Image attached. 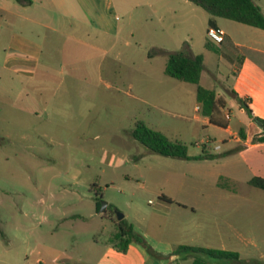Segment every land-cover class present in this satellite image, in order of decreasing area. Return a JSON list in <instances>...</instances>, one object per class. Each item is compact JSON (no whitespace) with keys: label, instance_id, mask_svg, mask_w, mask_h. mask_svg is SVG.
<instances>
[{"label":"rangeland","instance_id":"374dc122","mask_svg":"<svg viewBox=\"0 0 264 264\" xmlns=\"http://www.w3.org/2000/svg\"><path fill=\"white\" fill-rule=\"evenodd\" d=\"M16 1L0 0V264H97L108 246L118 251L110 243L116 211L156 253L199 246L264 264V191L248 184V171L153 154L132 138L143 122L185 144L191 157L203 147L226 152L221 140L229 135L198 112L196 86L164 73L163 51L202 55L201 85L214 81L231 96L224 86L234 65L205 48L211 17L184 0H37L8 8ZM254 2L264 14V0ZM22 16L57 31L22 27ZM20 34L40 37L37 71L5 65ZM219 48L234 59L239 51ZM229 110L237 130L246 110L235 102ZM97 200L115 209L101 214ZM129 258H141L135 244Z\"/></svg>","mask_w":264,"mask_h":264},{"label":"crops","instance_id":"0c3cea01","mask_svg":"<svg viewBox=\"0 0 264 264\" xmlns=\"http://www.w3.org/2000/svg\"><path fill=\"white\" fill-rule=\"evenodd\" d=\"M30 1L31 2L16 1L17 5L9 4L8 8L12 9L16 8V6L19 8L18 6H21L24 9V6L30 7L37 3V0ZM98 5H96V10L99 11ZM109 10H112V7H110ZM101 12L102 16L100 17L102 18V23L103 21L105 23L106 18L103 14L105 12L104 6L103 9H101ZM20 18L22 27H31L34 29L42 28L45 31H57L47 23L44 24L37 20H26L27 18H25V16ZM210 19L207 22V29L210 28ZM80 22L83 23L81 20ZM214 23L216 28H220L224 31V41L219 45L214 43L213 45L210 41H208L207 35H205L207 42H210L213 48L217 50L209 51H212L223 58H227L229 62L234 65V67L231 71L233 76L231 81L227 85H223L225 89L231 93V96L223 93L222 90L216 86L214 81H208L207 86H203L208 90H214L217 96H220L224 101V106L219 107L217 113L214 115L215 124L211 123L208 117H203L209 124L223 128V130L229 135L230 140L229 142H225L226 140L223 139L221 140L224 145L228 146L224 154H221V156L216 159L207 161L225 162V164L228 165L230 164L239 166V168L249 172V180L253 177L264 178V142H254V139L262 136L264 132L254 120L260 119L264 121V30L236 22L233 24L237 25H229V23H226V19L222 18H215ZM86 24L85 25L88 26V22H86ZM238 25L244 27H238ZM231 30L235 31V33L237 32L242 34L245 40L243 42H235L236 40H234L235 38L230 32ZM39 41V36H37L35 39H30L24 34H20V36L16 35L15 43H12L11 46L8 47V52L5 55V65H9L12 62L15 63L12 64L11 68L20 73L37 71L36 68L38 67V64H40V58L43 52V47ZM224 43L228 45L231 44L232 46L238 48L239 51L235 55V59L227 56L220 50L219 47ZM200 84H202V74L200 78ZM234 102L240 111H243L242 109H244L240 106V102H242L251 112L250 117L245 111L247 120L244 124H242V126H239L237 130H233L231 128V117L230 115H227V111ZM197 105L198 112L201 113V105L198 103ZM226 119L227 121H225ZM240 131H243L244 137L240 135ZM219 178H227L232 180L233 176L220 175ZM134 229L135 231L139 232L136 227H134ZM134 244L136 246V251L139 252L141 257L134 264H164V260L168 261V263H171L173 260H175V256H171L172 249L167 248L166 250H162L160 253L158 252L162 258L161 260L157 261L156 259H152L141 245L131 243L128 246V251L126 250L127 252L124 254L112 249L111 246H108L102 259H100L97 264H131L129 262V256Z\"/></svg>","mask_w":264,"mask_h":264},{"label":"trees","instance_id":"16d2710c","mask_svg":"<svg viewBox=\"0 0 264 264\" xmlns=\"http://www.w3.org/2000/svg\"><path fill=\"white\" fill-rule=\"evenodd\" d=\"M18 2H31L30 0H17ZM189 2L203 11H205L212 19L209 21V27H215L214 19L222 18L230 20L246 26L264 30V14L261 8L254 0H184ZM207 50L217 51L210 42L205 45ZM167 62L164 73L174 80L189 83L196 86V100L201 105V113L208 117L211 123H214V115L218 108L224 106V101L220 99L214 90H208L200 84L202 71L204 70L203 56H191L185 52H165ZM240 106L244 108L251 117V112L240 102ZM264 126V121L254 119ZM215 124V123H214ZM240 135L244 137L243 131ZM132 138L143 145L150 153L158 154L164 157L177 158L182 160H213L221 155H215L207 152L206 148H202L199 156L191 157L188 154V148L179 141H172L163 133L155 131L143 122H138L132 131ZM254 142H264L263 135L255 138ZM223 156V155H222ZM251 187L264 191V178L253 177L248 181ZM222 187V186H220ZM226 188V187H222ZM161 200L167 203L173 201L166 196H161ZM101 208L100 201H96L97 212ZM115 208L108 205V210L113 212ZM117 232L113 235L110 243L115 249L125 252L129 244H139L150 251L155 257L161 259V255L154 252L146 244L144 237L135 231L132 224L128 223L125 218L119 221ZM171 256L177 259L191 258V264H241L240 255L237 252L204 248L199 246L180 245L176 247ZM43 264V263H39Z\"/></svg>","mask_w":264,"mask_h":264},{"label":"built area","instance_id":"2783aa9c","mask_svg":"<svg viewBox=\"0 0 264 264\" xmlns=\"http://www.w3.org/2000/svg\"><path fill=\"white\" fill-rule=\"evenodd\" d=\"M206 35H207L208 41L219 45L224 41L225 33L220 28L210 27L207 29Z\"/></svg>","mask_w":264,"mask_h":264},{"label":"water","instance_id":"95a60500","mask_svg":"<svg viewBox=\"0 0 264 264\" xmlns=\"http://www.w3.org/2000/svg\"><path fill=\"white\" fill-rule=\"evenodd\" d=\"M256 123L258 124L259 127L262 128V130L264 131V126L260 123V122H257ZM108 207V204L106 202H102V205H101V208H100V213L103 214L105 211H106V208ZM116 218L118 221H121L122 219H124V215L123 214H120L116 211Z\"/></svg>","mask_w":264,"mask_h":264}]
</instances>
